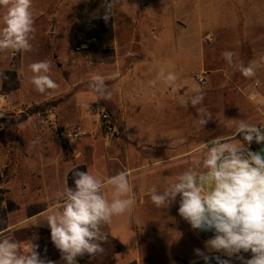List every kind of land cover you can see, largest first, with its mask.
I'll list each match as a JSON object with an SVG mask.
<instances>
[{"label": "crops", "instance_id": "1", "mask_svg": "<svg viewBox=\"0 0 264 264\" xmlns=\"http://www.w3.org/2000/svg\"><path fill=\"white\" fill-rule=\"evenodd\" d=\"M103 2L100 0V5ZM178 2L177 9L167 8L165 1L158 16L137 12L130 19L122 16L112 24L101 16L98 26L90 14L86 18L84 28L89 35L98 38L99 55L87 54L81 62L75 57L66 74L81 77L84 82H90L93 75H100L112 97L103 100L94 93L73 96L71 101L75 103L67 115L60 107H53V119L59 126L78 127L86 137L65 143V148L57 143L56 158L52 157L47 163L42 160V172L36 179L42 182L48 196L56 200L55 194L62 191L66 179L68 186L74 187L73 168L92 172L105 182L125 172L132 187L129 195L134 196L136 203L103 228L108 237L103 244L104 252L95 258L88 254L77 257V264H205L195 253V249H200L208 254L205 240L179 215V196L168 207L158 209L151 202L148 190L155 185L162 191L177 173L186 170L183 166L179 167L183 170L169 167V160L187 153L167 156V147L181 145V133L196 130L187 126L196 118L189 119V114L197 113L196 108L190 104L185 108L180 103L182 97L190 94L184 90L187 86L183 81L184 77L193 75L187 74V66H194V72L203 74L205 79L210 75L227 82L231 76L221 67L207 71L206 53L218 54L220 61H225L222 53L228 48L237 55V60L243 53L246 66L251 62H256L257 66L255 77L250 78L253 82L248 96L257 110L263 109L264 0ZM188 52L200 56H189ZM161 68L177 74L175 91L159 81L155 88L149 86V81L156 79ZM93 104L102 105L110 113L117 127L114 139L106 141L101 136L91 114ZM48 139L44 132L38 137L37 147L42 152L47 150ZM104 191L111 200L114 188L106 185ZM55 200L19 223H9L6 230H10L8 237L18 232L28 233L29 240L39 246L37 251L41 258L53 264H66L52 242L32 239L33 233L38 231L50 235V227L43 218L57 210L61 201ZM19 243L25 246L27 241ZM210 255L214 257L219 253ZM208 264H217V261L213 258Z\"/></svg>", "mask_w": 264, "mask_h": 264}, {"label": "clouds", "instance_id": "2", "mask_svg": "<svg viewBox=\"0 0 264 264\" xmlns=\"http://www.w3.org/2000/svg\"><path fill=\"white\" fill-rule=\"evenodd\" d=\"M117 3L118 0H104L105 22L114 17ZM32 8L33 0H0V10H3L0 52L32 50L31 41L36 31ZM222 56L244 77H255L256 62L247 66L235 62L231 51H224ZM261 60L264 61V56ZM28 69L37 92L44 94L59 88L50 75V61L31 63ZM158 81L175 91L178 76L161 68L156 79L149 81V86L155 88ZM89 87L99 99L112 97L100 75L92 76ZM189 93L180 103L185 108L189 104L195 107L197 124L204 127L212 115L206 108L197 107L204 100L201 84L193 82ZM262 129L264 127L241 120L233 137H217L198 146L194 168L176 175L162 191L155 185L148 190L151 202L158 209L168 207L179 196L178 213L191 228L214 233L204 242L208 254L195 249L205 264L213 258L217 264H230L229 259H221L219 255L213 257L211 253L236 257L242 264H264V156L250 149L254 141L264 144ZM237 135L242 141L236 139ZM71 171L74 187H69L65 180L62 191L55 194L61 203L43 219L50 227L51 242L60 251L61 258L66 264H77V257L88 254L95 258L104 252L103 244L108 237L103 228L110 225L114 217L131 210L136 200L129 195L132 187L125 172L105 182L89 171L76 168ZM106 185L114 188L111 200L105 194ZM38 247L30 240L22 246L14 238L4 236L0 238V264H53L40 257ZM248 252L251 258L245 259L241 253Z\"/></svg>", "mask_w": 264, "mask_h": 264}, {"label": "rangeland", "instance_id": "3", "mask_svg": "<svg viewBox=\"0 0 264 264\" xmlns=\"http://www.w3.org/2000/svg\"><path fill=\"white\" fill-rule=\"evenodd\" d=\"M165 1H167V8L180 7L179 0H118L114 17L108 21L112 24L116 20L120 21L122 16H129L130 19L137 12H150L158 16L163 11ZM32 11L36 29L31 41L32 50L21 52L16 60L11 57V50L0 52V232L2 231L0 238L8 236L7 232L10 230L6 229L9 223L17 224L55 200L54 197L48 196L49 192L46 191L42 182L36 179V175L42 172V160L47 163L52 157L56 158L59 150L57 143L65 148V143L80 140L86 137V133L82 138L63 141L57 131L64 127L59 126V123L53 119L55 115L53 107H60L67 115L68 109L71 110L72 104L75 103L71 101L73 96L93 94L89 82H84L81 77H70L66 71L75 57H78V61L81 62L87 54L99 55L100 52L98 38L89 35L84 28L89 14L96 20L98 26L105 11L103 5H100V0H33ZM2 14L3 10H0V15ZM205 24H203L204 28L207 29ZM2 26L0 23V27ZM92 38L96 40L87 52H75L79 40H92ZM227 51L232 52L230 48ZM187 54L200 56L199 53L188 52ZM206 56L209 59L207 71H214L221 67L225 73L229 72L230 81L225 82L224 79L208 75L206 84H201L204 90L202 107L206 108L212 116L202 127L197 124L198 113L189 114L191 120L197 117L188 124L190 130H196L181 133V145L174 148L167 147V156L187 154L170 160L169 167L194 168L195 164L192 165V163L195 161L198 146L217 137H233L241 120L257 127H264V99L261 100L263 109L259 111L248 96V90L253 81L244 77L226 60L220 61L218 54L206 53ZM237 59L234 53V61L242 62L246 66L243 53L240 59ZM42 60L51 62L50 75L59 85L58 89L49 90L44 94L35 90L31 83L32 73L28 69L29 64ZM186 69L187 74H193L183 79L187 86L184 90L189 92L190 85L197 82L194 76L201 73H195V67L192 65L187 66ZM35 107H39L37 112H43L47 116V125H39L37 112L29 116L22 124L15 126L6 124V121L16 119L21 114H28ZM42 132L49 136L50 143L46 152L39 150L37 143L33 144ZM236 139L242 141L240 135H237ZM261 145L254 141L250 149L257 151ZM172 150H175L174 153ZM183 158L187 161L186 163ZM45 171L47 172L48 169ZM50 171L49 167L48 173ZM56 200L59 199L56 198ZM213 234L201 236L206 241ZM11 238L18 243L29 240L28 233L20 232L15 233ZM32 239L34 241L36 237ZM219 255L222 254L219 253ZM241 255L245 259L251 258L250 252L241 253ZM221 258L229 259L230 264H242V261L236 257L229 258L223 255Z\"/></svg>", "mask_w": 264, "mask_h": 264}, {"label": "built area", "instance_id": "4", "mask_svg": "<svg viewBox=\"0 0 264 264\" xmlns=\"http://www.w3.org/2000/svg\"><path fill=\"white\" fill-rule=\"evenodd\" d=\"M95 40L82 39L78 41L77 46L75 47V52L77 53H85L90 47L94 44ZM21 52H15L11 50V57L13 59H18ZM195 80L204 85L206 84V79L203 74H196L194 76ZM256 87V85H255ZM91 114L96 119L98 128L100 130L101 136L104 140L110 141L117 136V127L114 123L110 113L108 110L100 104H93L91 106ZM36 117L38 119V123L40 126H45L48 124L47 116L43 112H37ZM43 121V123H41ZM58 136L65 142L73 141L85 136V132L78 127L73 128H59ZM199 235H209L213 232H203L200 230H196Z\"/></svg>", "mask_w": 264, "mask_h": 264}, {"label": "trees", "instance_id": "5", "mask_svg": "<svg viewBox=\"0 0 264 264\" xmlns=\"http://www.w3.org/2000/svg\"><path fill=\"white\" fill-rule=\"evenodd\" d=\"M38 110H39V107H35L31 109L28 114H21L16 119H11V120L6 121V124L12 125V126L22 124L28 119L29 116L35 114ZM33 237H37L40 240L51 242L50 235L44 231H38L37 233H33Z\"/></svg>", "mask_w": 264, "mask_h": 264}, {"label": "bare ground", "instance_id": "6", "mask_svg": "<svg viewBox=\"0 0 264 264\" xmlns=\"http://www.w3.org/2000/svg\"><path fill=\"white\" fill-rule=\"evenodd\" d=\"M190 118H191V117H190ZM190 118H189V119H190ZM196 118H197V117H196ZM187 126H189V125H187ZM187 126H186V127H187ZM183 131H184V130H183ZM171 146H172V145H171ZM177 146H178V145H177ZM175 147H176V146H175ZM173 148H174V146H173ZM172 151H173V150H172ZM174 151H175V150H174ZM174 151H173V153H174ZM193 151H194V150H193ZM173 153H172V154H173ZM177 155H178V154H177ZM189 155H190V154H189ZM171 156H172V155H171ZM175 156H176V155H175ZM187 156H188V155H187ZM185 157H186V156H185ZM195 157H196V156H195ZM173 158H174V157H173ZM167 159H168V158H167ZM181 159H182V158H181ZM183 159H184V158H183ZM170 160H171V159H170ZM170 160H169V161H170ZM178 160H179V159H178ZM182 161H183V160H182ZM177 162H178V161H177ZM184 162L186 163L187 161H185V159H184ZM193 164H194V162L192 163V165H193ZM187 165H188V163H187ZM177 166H178V165H177ZM185 166H186V165H185ZM171 167H172V166H171ZM167 168H168V167H167ZM174 168H175V167H174ZM178 168H179V167H178ZM181 168H182V167H181ZM179 169H180V168H179ZM183 169H184V168H183ZM183 169H180V170H183ZM186 169H187V167H186ZM170 171H171V170H170ZM168 172H169V171H168ZM180 172H181V171H180ZM169 173H170V172H169ZM174 173H176V172L174 171ZM177 174H179V173H177ZM170 177H171V176H170ZM179 218H180V217H179Z\"/></svg>", "mask_w": 264, "mask_h": 264}, {"label": "water", "instance_id": "7", "mask_svg": "<svg viewBox=\"0 0 264 264\" xmlns=\"http://www.w3.org/2000/svg\"><path fill=\"white\" fill-rule=\"evenodd\" d=\"M257 152H260V154L264 156V144L261 145V147L257 150Z\"/></svg>", "mask_w": 264, "mask_h": 264}]
</instances>
